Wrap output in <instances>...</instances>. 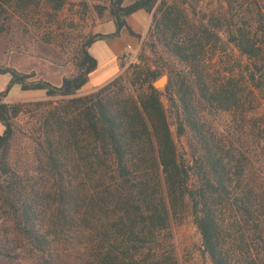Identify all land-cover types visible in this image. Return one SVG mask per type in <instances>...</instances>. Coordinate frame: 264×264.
<instances>
[{"label":"trees","instance_id":"trees-1","mask_svg":"<svg viewBox=\"0 0 264 264\" xmlns=\"http://www.w3.org/2000/svg\"><path fill=\"white\" fill-rule=\"evenodd\" d=\"M50 1L55 12L64 5ZM105 1L97 14L106 11L116 31L89 35L76 50L75 74L59 86L0 66L9 76L0 91V264H179L159 239L185 217L211 264H264V128L247 126L242 102L264 86V46L254 40L252 16L232 14L239 0L197 19L183 0ZM32 2L0 0V34L7 9ZM243 5L251 14L257 3ZM140 10L151 23L138 61L79 95L97 69L89 47L123 28L135 35L126 19ZM225 43L250 64L242 76L211 83L206 55ZM163 63L166 95L152 86ZM15 86L54 99L35 103L45 107L28 165L11 160L14 121L36 109L4 102ZM172 126L179 137L189 134L190 160L179 157Z\"/></svg>","mask_w":264,"mask_h":264},{"label":"rangeland","instance_id":"rangeland-1","mask_svg":"<svg viewBox=\"0 0 264 264\" xmlns=\"http://www.w3.org/2000/svg\"><path fill=\"white\" fill-rule=\"evenodd\" d=\"M183 2L190 16L195 19L203 14L217 15L228 10V5L223 0H183ZM240 2L241 0L234 4L231 2L235 7L232 14L239 17L252 16L249 23L257 33L254 40L264 46V0H256L257 5H251L252 15L246 12L248 10L246 5L239 7ZM106 5L105 0H64L62 9L55 12L50 0H33L27 7H19L13 3V7L8 8L7 15H4L5 31L0 34V66L11 67L22 73L33 72L37 78L59 86L64 77H70L76 72L75 57L78 46L93 34L97 23L107 20V12L105 11L99 18L96 9V6ZM260 15L263 18L260 19ZM222 32L223 41H226V29L222 28ZM140 52L141 48L132 60L120 61V74L138 61ZM159 53L164 57L165 54L160 49ZM210 55L211 53L206 55V60L210 74L208 79L211 83L220 82L230 74L242 76L250 64L233 45L226 43L225 46L222 44L218 46L212 58H209ZM146 56L153 67V56L149 51H146ZM164 60L166 61V57ZM165 64L161 65L162 75L168 74ZM8 80V75H0V91L4 89ZM79 95L84 94L79 92ZM50 100L54 99L46 97L43 91H21L18 86L13 87L4 100L7 103H28L30 105L27 109H36L33 114L22 115L14 121L12 161L17 160L24 165L30 163L33 148L30 135L38 128L37 120L45 107L36 106L35 103ZM242 102L243 118L247 126L264 128V86L260 90H255L252 95L247 94ZM163 103L167 108L169 122L173 124L174 113L169 109L165 98ZM223 119L231 120L232 114H226ZM2 130L0 125V133ZM171 131L179 157L190 160L189 134L177 136L174 126L171 127ZM159 242L167 251H172L179 264H211L202 254L200 236L191 217L173 220L169 227L160 233Z\"/></svg>","mask_w":264,"mask_h":264},{"label":"crops","instance_id":"crops-1","mask_svg":"<svg viewBox=\"0 0 264 264\" xmlns=\"http://www.w3.org/2000/svg\"><path fill=\"white\" fill-rule=\"evenodd\" d=\"M126 22L135 35L123 28L118 36L96 41L89 47V54L97 61V69L90 74L89 81L80 90L82 94L91 93L116 78L121 72L120 61L135 56L141 48L151 23V16L140 10L130 15ZM115 31V24L107 19L96 24L93 34L109 35ZM128 47L131 50H128Z\"/></svg>","mask_w":264,"mask_h":264},{"label":"water","instance_id":"water-1","mask_svg":"<svg viewBox=\"0 0 264 264\" xmlns=\"http://www.w3.org/2000/svg\"><path fill=\"white\" fill-rule=\"evenodd\" d=\"M168 82V74H163L152 83V86L159 94H166V87L168 85Z\"/></svg>","mask_w":264,"mask_h":264},{"label":"built area","instance_id":"built-area-1","mask_svg":"<svg viewBox=\"0 0 264 264\" xmlns=\"http://www.w3.org/2000/svg\"><path fill=\"white\" fill-rule=\"evenodd\" d=\"M128 50H131V48L130 47H128ZM134 58V56H132V57H129V58H126L125 59V61H130V60H132Z\"/></svg>","mask_w":264,"mask_h":264}]
</instances>
